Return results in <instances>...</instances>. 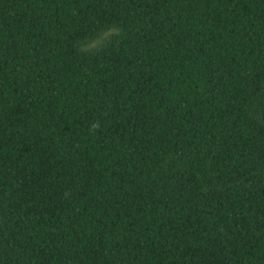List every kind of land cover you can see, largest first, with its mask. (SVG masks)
<instances>
[{"label":"trees","instance_id":"obj_1","mask_svg":"<svg viewBox=\"0 0 264 264\" xmlns=\"http://www.w3.org/2000/svg\"><path fill=\"white\" fill-rule=\"evenodd\" d=\"M0 264H264V0H0Z\"/></svg>","mask_w":264,"mask_h":264},{"label":"clouds","instance_id":"obj_2","mask_svg":"<svg viewBox=\"0 0 264 264\" xmlns=\"http://www.w3.org/2000/svg\"><path fill=\"white\" fill-rule=\"evenodd\" d=\"M93 127H96V125H94Z\"/></svg>","mask_w":264,"mask_h":264}]
</instances>
